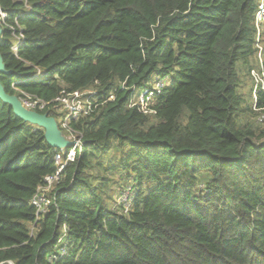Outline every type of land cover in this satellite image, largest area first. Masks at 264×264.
Here are the masks:
<instances>
[{
	"label": "trees",
	"instance_id": "1",
	"mask_svg": "<svg viewBox=\"0 0 264 264\" xmlns=\"http://www.w3.org/2000/svg\"><path fill=\"white\" fill-rule=\"evenodd\" d=\"M259 2L0 0L8 95L106 102L73 123L83 153L37 221L54 149L0 100V264H264V124L241 91L264 45ZM168 78L156 114L129 107ZM257 99L264 108V90ZM124 185L127 214L114 198ZM64 226L66 254L49 262Z\"/></svg>",
	"mask_w": 264,
	"mask_h": 264
},
{
	"label": "built area",
	"instance_id": "2",
	"mask_svg": "<svg viewBox=\"0 0 264 264\" xmlns=\"http://www.w3.org/2000/svg\"><path fill=\"white\" fill-rule=\"evenodd\" d=\"M5 14L0 11V17L5 18ZM256 26L259 27V31L262 34L264 31V0H260L258 11L256 13ZM22 39V36L19 40ZM258 55L256 64H253L249 70V76L253 84L252 97H253V108L255 112H259L260 116L258 121L264 124V108L257 109V98L258 92L264 90V45L262 41L257 42ZM18 51V45L14 47V52ZM43 72L41 70L37 71L35 76L38 82L42 81ZM165 86V82L162 80H156L153 82L150 88H147L143 92L139 93L137 97L129 102L130 108H138L143 114H156V111L149 107L153 97L160 94ZM15 91L18 94V99L23 105V107L28 111L37 112L44 114L52 104H56L54 112L56 111L58 117H62L59 121L57 117H53L48 114L49 117L55 118L59 129L61 130L63 136L73 143L72 147H63L60 149H54V162L56 166V171L53 174L44 177L43 182L38 186L36 193L31 201L32 206L36 210L37 221L42 219L46 213L53 206L54 194L56 187L61 183L62 178L71 164L77 163L79 157L83 153L84 143L83 135L80 131L73 127V123L79 121L85 117H92L100 107L105 105V101L99 99V93L95 90H84V91H73L68 92L66 90L61 91L60 95L52 102H46L33 94L24 92L16 87ZM138 98V100H136ZM114 97H110V101H114ZM132 189V187H129ZM128 188V189H129ZM127 191V190H126ZM134 197V196H133ZM132 197V199H133ZM131 199V201H132ZM129 199L124 198L121 202V210L123 213L127 214L130 212L132 204ZM120 208V207H119ZM34 230V227L32 228ZM69 229L64 226L62 234L59 238V250L57 256L49 257V262H53L58 259V256H64L66 254L67 244V233Z\"/></svg>",
	"mask_w": 264,
	"mask_h": 264
},
{
	"label": "water",
	"instance_id": "3",
	"mask_svg": "<svg viewBox=\"0 0 264 264\" xmlns=\"http://www.w3.org/2000/svg\"><path fill=\"white\" fill-rule=\"evenodd\" d=\"M2 33L3 30L0 24V40L2 39ZM5 73H7L6 67L0 54V100L9 105L13 109L15 115L21 120L43 130L47 144L53 149L72 147L73 143L69 142L63 136L55 118L49 117V115L46 113L40 114L37 112L26 110L17 96L8 95L5 92L4 87L1 84V76Z\"/></svg>",
	"mask_w": 264,
	"mask_h": 264
},
{
	"label": "rangeland",
	"instance_id": "4",
	"mask_svg": "<svg viewBox=\"0 0 264 264\" xmlns=\"http://www.w3.org/2000/svg\"><path fill=\"white\" fill-rule=\"evenodd\" d=\"M246 78H247V80H246L245 84L243 85V88L241 91L245 95V99H246L247 103L249 105H252L250 89L252 90L253 86L251 84V80H250L249 75ZM165 83H166V86L169 87L171 85V79L168 78ZM57 119L60 121L62 119V117H57ZM119 177H120L119 175H116V178H119ZM129 187H132V186L131 185H128V186L124 185V187L116 189V192L114 194L116 206L121 208L120 202L124 198H127V199H129V201H131L132 197L135 196L134 189L133 188L131 189Z\"/></svg>",
	"mask_w": 264,
	"mask_h": 264
}]
</instances>
